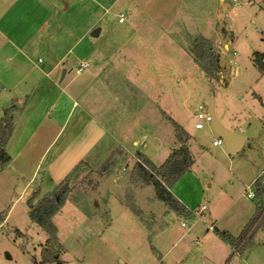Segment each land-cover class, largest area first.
Listing matches in <instances>:
<instances>
[{
	"label": "rangeland",
	"instance_id": "rangeland-1",
	"mask_svg": "<svg viewBox=\"0 0 264 264\" xmlns=\"http://www.w3.org/2000/svg\"><path fill=\"white\" fill-rule=\"evenodd\" d=\"M55 5L66 13L58 23L67 40L91 22L101 30L97 39L88 37L97 50L96 72H109L119 86L129 80L126 92H108L112 117L126 109L141 113L140 122L126 128L124 150V141L107 138L108 126L74 125L33 186L0 171V264H42V252L50 246L29 220L27 202L36 191L39 200L52 196L81 163L64 206L51 220L57 260L44 264H264V217L251 237L234 247L237 253L207 230L215 224L237 238L256 214V199L247 196H254L257 179L264 181L259 101L264 103V74L255 60L264 55V0H60ZM73 59L68 56L64 64L75 70L79 59ZM215 63L211 80L200 65ZM211 99L217 121L245 138L233 156L223 144L208 146L217 139L209 123L200 121L204 128L195 129L197 115L207 112ZM169 118L183 129L193 160L178 190L188 198L191 209L182 206L191 218L170 211L152 186L138 182L139 165L147 167L149 161L160 169L182 146ZM261 203L264 214V199ZM201 205L207 210L199 216Z\"/></svg>",
	"mask_w": 264,
	"mask_h": 264
},
{
	"label": "crops",
	"instance_id": "crops-1",
	"mask_svg": "<svg viewBox=\"0 0 264 264\" xmlns=\"http://www.w3.org/2000/svg\"><path fill=\"white\" fill-rule=\"evenodd\" d=\"M55 3L59 4L60 0H0V116L13 109V130L5 149L10 162L0 171L9 173L17 183L25 180L27 186L35 184L50 153L77 124L95 125L99 129L108 126L111 136L107 138L124 141L120 144L124 150L126 128L131 123L140 122L141 117V113L119 109L118 105L114 107L120 113L118 117H112L113 105L107 99L108 92L113 89L126 92L129 80L123 79L120 84L124 85L119 86L118 82L114 84L111 80L109 72H96L93 56L97 55V50L88 40L96 26H89L91 22L86 31L67 40L65 29L58 23L66 13L59 11ZM93 3L99 4L97 1ZM68 56L74 58L73 62L79 59L75 70L64 64ZM82 62H89L90 67L77 73ZM114 134L118 137L114 138ZM101 138L105 137L102 135ZM183 178L172 186L170 192L178 203L190 210L187 196L178 192ZM262 183L264 185V181ZM207 187L211 188V184ZM174 190L180 195H174ZM247 198L254 199V196L248 195ZM187 208L185 212L191 218ZM210 226L218 230L215 224ZM224 244L233 253L234 247ZM161 258L158 256V260Z\"/></svg>",
	"mask_w": 264,
	"mask_h": 264
},
{
	"label": "trees",
	"instance_id": "trees-1",
	"mask_svg": "<svg viewBox=\"0 0 264 264\" xmlns=\"http://www.w3.org/2000/svg\"><path fill=\"white\" fill-rule=\"evenodd\" d=\"M255 60L257 61L258 65L256 68L264 74V55L257 54L255 56ZM205 60V57L201 58V61ZM211 63V61H210ZM216 64V63H215ZM205 76L208 79L213 80L215 71L218 70V66H211L208 65H200ZM259 101L262 106L264 103L261 102L260 98ZM13 109H8L4 112L3 117L0 120V167L1 169L8 165L10 162V157L6 153V145L7 142L12 134L13 130V117L12 112ZM171 125H173L175 129V133L177 135V139L182 146L174 150L170 156L165 160L163 165L160 169H157L149 163L147 167H143L142 164L138 166L137 171L139 172V183L145 186H152L155 189V194L157 200L162 202L169 210L175 212L179 216L187 217L185 212V208L178 203V201L173 197L170 192L172 186L185 174L188 173L193 165V160L190 157L189 151L187 147L183 143V129L174 122L171 118H169ZM187 140V139H186ZM184 140V141H186ZM80 165H83L82 163ZM80 165H77L75 169L69 174L63 182L56 188L55 193L52 194L50 197L42 198L41 200L38 199L37 191L34 192L31 198L28 200V218L36 227H38L42 232L47 235V244L49 246H56L58 244L57 239V230L52 225L51 220L52 218L60 211V209L64 206L65 201L70 192V183L71 179L75 178L76 173L80 169ZM161 175L164 178V182L158 179L157 174ZM255 186V193L254 197L257 202L256 214L253 219L248 223L246 228L243 230L242 234L235 238L227 232H220L218 230H213L215 234L219 237V239L227 243L232 247L238 246L243 238L246 235H251L255 232V230L260 225L261 221L263 220V206L261 200L264 198V185L262 184L261 179H257L254 183ZM130 211L136 216L139 217L141 214L137 210V208L128 206ZM4 219L0 218V223L3 222ZM243 251V245L240 247V252ZM45 261L43 260L42 264Z\"/></svg>",
	"mask_w": 264,
	"mask_h": 264
},
{
	"label": "water",
	"instance_id": "water-1",
	"mask_svg": "<svg viewBox=\"0 0 264 264\" xmlns=\"http://www.w3.org/2000/svg\"><path fill=\"white\" fill-rule=\"evenodd\" d=\"M101 30L100 29H94L90 37L91 38H98ZM195 56H198V52H194ZM65 75V71L62 72V76ZM208 115L210 117V126L214 134L222 140L223 145L228 153V155H234L238 153L240 150L244 138L242 136H239L235 134L234 132H231L227 130L225 127H223L216 119L215 113H214V103L213 99L210 100L209 108H208ZM58 255L54 252L53 247L50 246V248L47 251L43 252V258L46 262H55L57 260Z\"/></svg>",
	"mask_w": 264,
	"mask_h": 264
},
{
	"label": "built area",
	"instance_id": "built-area-1",
	"mask_svg": "<svg viewBox=\"0 0 264 264\" xmlns=\"http://www.w3.org/2000/svg\"><path fill=\"white\" fill-rule=\"evenodd\" d=\"M123 22H124V18L122 16H119L118 23L121 24ZM89 67H90V63L89 62H82L81 64H79L76 72L77 73H81V72L85 71L86 69H88ZM198 111L202 112L203 111L202 107H199L198 108ZM197 119H198L199 123H196L195 124V129L196 130H202L204 128L203 123L200 122V121H205V122H207V123L210 124V117H209V115H208L207 112L205 114H198L197 115ZM222 144H223L222 140L217 137V139L214 140L213 142L209 143L208 146L210 148L211 147H219ZM205 208H206L205 206H201L199 208L197 214L200 215L201 213H203L205 211ZM181 226L184 227L185 225L184 224H181ZM208 229L212 231L213 230V227L210 226ZM235 250L236 249H234L233 252L237 253L238 250L237 251H235Z\"/></svg>",
	"mask_w": 264,
	"mask_h": 264
}]
</instances>
